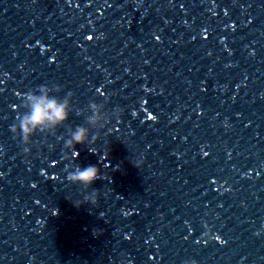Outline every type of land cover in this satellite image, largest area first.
<instances>
[{
  "label": "clouds",
  "instance_id": "obj_1",
  "mask_svg": "<svg viewBox=\"0 0 264 264\" xmlns=\"http://www.w3.org/2000/svg\"><path fill=\"white\" fill-rule=\"evenodd\" d=\"M88 39H91V37ZM40 48L41 54H43L44 46L40 45ZM4 79H7V73H4L3 78H0V84L3 83ZM63 91L64 90L59 85H54L52 87L42 85L36 89L35 92H28L24 96L25 103L23 106L26 111L22 116L18 117V124L10 126V131L14 137H19L21 139L25 155H31L30 148L32 146L33 136L37 133L45 132L49 135H54L56 129L62 127L68 121L69 114L72 111L71 98L74 94L71 91H68L62 100L58 99L56 95H53V93H62ZM97 91H100V89H97ZM100 94L101 96L104 95L103 92H100ZM115 112V122L119 124L124 110L122 108H118ZM132 116L135 117L136 112H132ZM149 119H152V117L150 116ZM87 123L93 127H99L101 130H104L108 124H110V121L105 119L104 122L101 123L98 106H94L93 115L88 118ZM225 126L227 127V125ZM109 133H111V129H109ZM56 138L58 141L63 142V154L61 158L62 160L68 162L64 169L66 172V181L70 184L80 186L85 190L83 199L74 201L75 206L81 207L85 203L95 206L101 195L107 196L108 193H101L95 189L88 192L87 189H89L97 180H110L109 176L101 175L100 169L96 166H73L72 161L79 155L76 151L77 145L98 143L101 140L100 135L93 134L90 132L89 128L78 125L74 129H67V138L63 136H57ZM47 147L49 150H52L54 146L48 144ZM90 151L95 152L96 150L94 148H90ZM201 151L204 156L208 155L207 152H203V149ZM108 157L109 153L107 148H105L103 159L107 160ZM131 162L134 163L135 167L141 168L143 166V157L141 156L140 159ZM105 167H107V165H105ZM41 175H44L43 171L41 172ZM32 187L35 188L36 185L33 184ZM55 214L56 213L54 212L53 215ZM129 214L130 213H124L125 216ZM203 227L205 231L203 232L201 239L197 241L198 244L205 241L209 243L213 241H218L220 244L224 243V241L213 230L212 226L204 223ZM189 231L191 232V228H189ZM257 235H259V233H257ZM125 239H128V237H125ZM191 264H194V262H191Z\"/></svg>",
  "mask_w": 264,
  "mask_h": 264
}]
</instances>
